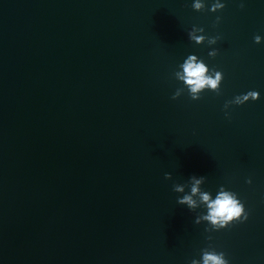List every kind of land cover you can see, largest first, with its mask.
Here are the masks:
<instances>
[{"label": "water", "instance_id": "water-1", "mask_svg": "<svg viewBox=\"0 0 264 264\" xmlns=\"http://www.w3.org/2000/svg\"><path fill=\"white\" fill-rule=\"evenodd\" d=\"M191 2L0 0V264H190L209 246L264 264V0ZM188 54L222 71L219 93L172 99ZM191 175L247 221L194 223L172 191Z\"/></svg>", "mask_w": 264, "mask_h": 264}, {"label": "clouds", "instance_id": "clouds-1", "mask_svg": "<svg viewBox=\"0 0 264 264\" xmlns=\"http://www.w3.org/2000/svg\"><path fill=\"white\" fill-rule=\"evenodd\" d=\"M207 6L208 11L217 12L225 7L223 0H192L191 7L195 11H201ZM243 7V3L240 5ZM219 21L220 17L217 16ZM188 39L199 45L207 42L209 46L217 44L220 40L219 35L209 36L205 33L203 27L193 25L187 32ZM264 37L254 36V42L261 43ZM217 49L210 47L209 57L217 55ZM174 79L178 82L172 95L175 100L186 93L192 100H198L204 91L219 93L223 80V73L216 68H211L203 58L196 54H188L181 63H179L172 73ZM260 97L259 91L248 90L245 93L235 95L231 100L224 103L225 117L230 118L227 111L230 105H243L248 101H256ZM170 172L165 173V179H171ZM205 176L191 175L184 183H173L172 191L177 194L176 203L187 207L189 211L197 212L194 223H205V231H219L226 228L234 222L243 223L248 219V212L245 209L244 202L241 201L235 191L227 189L220 185L215 193L202 187L205 183ZM251 183V179L246 181ZM207 240H211L209 235ZM190 264H229V260L223 251H217L214 247H206L201 250L198 259L193 258Z\"/></svg>", "mask_w": 264, "mask_h": 264}]
</instances>
